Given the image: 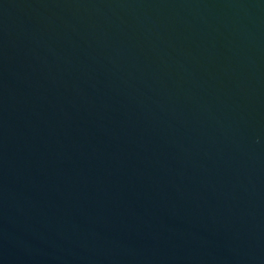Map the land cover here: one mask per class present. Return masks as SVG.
Masks as SVG:
<instances>
[{"label":"water","instance_id":"obj_1","mask_svg":"<svg viewBox=\"0 0 264 264\" xmlns=\"http://www.w3.org/2000/svg\"><path fill=\"white\" fill-rule=\"evenodd\" d=\"M0 264H264V0H0Z\"/></svg>","mask_w":264,"mask_h":264}]
</instances>
